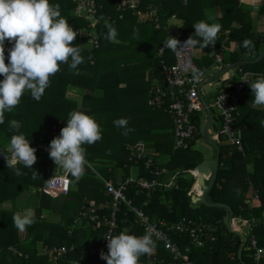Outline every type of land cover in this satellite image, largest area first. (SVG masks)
I'll return each instance as SVG.
<instances>
[{
	"label": "trees",
	"instance_id": "obj_1",
	"mask_svg": "<svg viewBox=\"0 0 264 264\" xmlns=\"http://www.w3.org/2000/svg\"><path fill=\"white\" fill-rule=\"evenodd\" d=\"M93 1L98 9L96 15L83 19L73 13L75 0H0V264H51L44 249L62 245L67 249L73 246L74 250L60 264L77 261L105 264L98 257L84 255L83 251L87 244L103 242L106 224L81 222L88 238L83 245L84 231L77 232L75 221L86 201L100 206L109 200L102 181L116 182L118 170L123 173L122 179L129 175L132 164L127 163L124 146L138 141L151 145L153 157L150 156L168 174L179 172L180 176L177 189L164 191L157 187L149 198L129 190L128 196L134 198L135 204L142 206L151 218L168 223L192 220L214 230L205 232L201 238L204 247H190L192 263L255 264L247 245L238 258L241 241L235 233L239 231L233 227V232L227 230L223 222L226 211L203 204L193 209L192 197L187 195L190 190L187 182L192 177L186 171L203 162L201 157L198 158L200 154L192 150L196 136H201V116H192L196 131L189 149L174 150L168 115L162 110H152L145 93L129 90L130 84L139 81L140 77L143 80L146 66L153 64V77H159L155 50L164 40L165 31H155L149 23H137V18L127 7V0ZM138 2V10L146 11L151 6L157 8L164 19L175 15L177 27L193 33L196 48L205 54L201 58L203 62H195L197 70L206 72L210 69L223 45L228 50L225 65L250 61L246 55H255L264 46V33L252 31L249 12L240 0ZM116 4L124 11H118ZM208 8L221 11L219 37L212 54L209 49L214 33L206 30L204 24V10ZM259 14L264 19V4L260 5ZM233 23L240 24V28H233ZM34 24L38 28H33ZM87 28H95L99 48L84 47L86 39L78 34V30ZM227 31L229 34L225 35ZM133 50L140 52L134 54ZM165 57L169 64L174 62L171 54L167 53ZM240 70L259 74L256 80L252 75L236 118L242 152L230 151L221 143L220 166L207 200L228 206L234 220L246 221L249 226L255 221L253 234L258 248L264 249V110L261 107L264 102V56L258 63L241 66ZM69 86L82 89L78 100L67 97ZM95 91L101 94L95 95ZM69 131L77 132L76 143L68 142L67 136L60 133ZM39 140L73 145L78 149L82 161L76 169L82 170L83 175L79 178L71 176V189L66 198L53 200L41 192L50 160L55 158L37 153L30 155L28 161L10 163V149L18 147L20 142L34 144ZM157 160H163V165ZM137 171L138 177L149 178L142 167ZM26 190H39L40 198L33 217L24 221L30 240L21 243L10 240L11 232L17 226L15 214L13 210H3L2 205L6 202L14 204ZM252 192H256V199L252 198ZM248 199L251 200L250 207L245 203ZM58 208V219L53 223L49 221L50 213ZM127 228L129 225L119 224L113 237V251L125 250L127 253L119 264H155L147 256L148 251L155 252L151 257L164 259L163 264H169V254L151 239L140 246L131 242V236H141L142 231L129 228L124 232ZM174 240L182 250L189 246L186 236ZM37 242L45 246L42 253L35 247ZM258 264H264V261L261 259Z\"/></svg>",
	"mask_w": 264,
	"mask_h": 264
},
{
	"label": "built area",
	"instance_id": "obj_2",
	"mask_svg": "<svg viewBox=\"0 0 264 264\" xmlns=\"http://www.w3.org/2000/svg\"><path fill=\"white\" fill-rule=\"evenodd\" d=\"M126 4L133 16L136 18L143 17V22L149 23L155 31L164 30L166 33L164 40L157 47L159 77L151 83L148 105L152 110H162L170 118L174 150L189 149V143L196 131L192 123V116L195 114L204 115V106L207 105L201 93V87L208 84L207 82L214 83V81L209 80L210 77L230 65H225L223 57L216 55L211 75L208 76L206 72L195 69L196 41L191 31H182L176 26L175 15L164 19L158 10L151 6L146 11H140L138 10V0H127ZM116 7L118 11H124V8L118 4ZM97 11L96 3L93 0H75L73 10L75 16L88 19L96 15ZM78 34L86 39L92 48H99L95 28L78 30ZM228 34L229 32H226V35ZM168 51L172 52L174 62L171 64L166 61L165 57ZM233 71L232 76L228 77L227 73L217 80L226 84L213 94V101L210 104V108H214L217 112L216 121L218 122L214 121L216 130H211L210 138L214 139L217 144L223 142L230 151L242 152V141L236 118L242 103L245 101V90L250 84L252 75L243 73L240 67L233 69ZM20 144L24 147L23 152L27 155L40 153L61 159L60 164H67L64 175L47 178L41 189L42 193L52 199L66 198L71 189V176L78 162L82 161L78 149L73 145L51 144L43 140L34 144L29 142H20ZM124 151L127 163L132 164L131 168L142 167L149 178L138 177V175L131 177L129 175L119 182L102 181L105 194L109 200L100 206L86 201L78 214L77 222H85L87 225L103 222L106 224L107 231L101 244L87 246L83 254L98 257L105 264H119L127 256V253L125 250L113 251V237L119 228V224H123L129 225L131 231L132 229L142 231L141 236H131V242L140 246L146 240L151 239L160 249L169 254V264H194L189 259L190 247H204L205 242L201 238L205 232H213L214 230L192 220L182 219L178 223H168L162 219L151 218L145 214L142 206L135 204L134 198L128 196L129 190H135L136 195L144 194L149 198L151 192L157 187L164 191L172 188L177 189L180 173L168 174L166 169L155 163L147 153L145 142L126 143ZM16 161L15 155H12L10 162ZM87 166L92 170L91 166ZM186 172L194 180L198 179L199 173L196 168ZM69 173L71 174L70 177L68 176ZM203 180L207 182L209 177L203 178ZM201 194L200 186L194 185V188L187 195L200 197ZM251 196L256 199V192H252ZM146 203V201L143 203V207L146 206ZM245 203L250 207L251 200L248 199ZM254 225L255 221H253L252 226L248 225L245 237L247 250L253 253L252 258L255 264H258L262 257L253 234ZM129 228L125 229L124 232H128ZM68 234H71V230L68 231ZM183 236L187 237L189 244L184 250L174 240ZM211 241H214V238H211ZM73 250V246L67 249L62 245L45 248L43 253L47 255L51 264H60ZM154 253L148 251L147 256L153 263L163 264L164 259L150 256ZM72 264H82V262L77 261Z\"/></svg>",
	"mask_w": 264,
	"mask_h": 264
},
{
	"label": "crops",
	"instance_id": "obj_3",
	"mask_svg": "<svg viewBox=\"0 0 264 264\" xmlns=\"http://www.w3.org/2000/svg\"><path fill=\"white\" fill-rule=\"evenodd\" d=\"M240 2L242 4V6L244 7V9L249 12L250 24H251L252 31L264 33V19H263V16H261L259 14L260 5L264 4V0H240ZM220 18H221V11L218 8H208V9L204 10V24H205L206 30H208L209 32L214 33L213 37H212V46L209 49V53L210 54L213 53L214 46L216 44V40L219 37V34L217 33V31H218V19H220ZM143 20H144L143 17L137 18L136 22L139 23V24L140 23H146V22H143ZM175 23H176V26H178L176 21H175ZM232 27L235 28V29H238V28H240V24L233 23ZM225 35H226V33H225ZM113 41L118 43V41H116V40H113ZM156 50H157V47H156ZM263 50H264V46H262V49H261V51L259 53L255 54V55H252V56L251 55H246V57L250 58V61H254V63H258L261 60V59L258 60V57L262 53ZM133 51H134V54L138 52V50H133ZM167 53L171 54V56H172V52L171 51H168ZM227 54H228L227 47L223 45L221 47V49H220V52L217 55H221L223 57V59H225L227 57ZM203 56H205L203 51L200 48H196V59H195V62H203V61H201V58ZM155 58L157 59V52L155 53ZM172 60H173V57H172ZM154 67L155 66L153 64H151L148 68L146 66L145 67L146 70H144L143 77H142L143 80L140 77L139 81H137V82H135L133 84H130L131 87H130L129 90L130 91L132 90V93L134 91L138 92V93L139 92L140 93H145L146 97L148 98L149 89H150L151 83L154 82L155 80H157V78H158V77H153L154 76V70H155ZM210 69H211V67H210ZM206 73H207V70H206ZM248 73L253 75L254 80H256L258 78V76H259V74H254V73H251V72H248ZM233 74H234L233 70L232 71H228V77L232 76ZM212 84L213 83H208V84H206V86H210ZM217 84H218V86H216V87L219 89L220 87H222L226 83L219 81V83H217ZM82 92H83L82 89L77 87V86H69V88L67 90V97L69 99H71V100H78L81 97ZM100 94H101L100 92L95 91V95H100ZM207 106H208L209 110H211L210 104L207 103ZM261 107L264 110V102L262 103ZM200 120H201V127H200V132H201L203 124H204V127L206 125V116H205V114L201 116ZM213 126H215L214 117H213V115H212V113L210 111V126H209V129H208L209 137L211 135V130L213 131ZM204 127H203V129H204ZM203 140H204V137H203ZM138 142H140V141H138ZM141 142H143V141H141ZM204 142L206 143V141H204ZM195 145H196V142H195L194 146L192 147L193 151L194 150L197 151L195 149ZM206 145L208 147H210L207 143H206ZM217 145H218V149H219V146L221 145V143L217 144ZM146 149H147V153L153 157V150L151 149V145L146 143ZM23 151H24V147H22L21 144L18 147H16V148L10 149V154H9L10 157L12 155H15V157L17 159L16 162H10V163L11 164H15L17 162H24V161H28L29 159H31L30 155L25 154ZM198 153L201 154V159L200 160H202V161L208 160V159H213L214 155H215L214 150H212V154H211L212 156L211 157H207V156L203 155V153H201L199 151H198ZM60 162H61V160H58L57 158L51 159L50 160V164L48 166V169L49 168H53L54 170H56L58 168V166L60 165ZM157 162L159 164H161V165H163V163H164L163 160H157ZM132 169L133 168H131L130 171ZM136 170H138V169L136 168ZM130 171H129V173H130ZM122 174L123 173H121L120 170L117 171V173H116V182H119L122 179ZM136 175H138V171H137ZM98 178H100V177L98 176ZM39 198H40V191L39 190H26V191H23V193L20 195V197L17 199V201L14 204H12L11 202H6L5 204L2 205V209L3 210H13V212L15 214V222H16L17 226H15V224H14L15 229L12 230V232H11L12 235H11V239L10 240H18L21 243H24V241L26 239H27V241L30 240V239L27 238V230L24 229L25 228L24 221L33 217V214H34L33 212H34V209L37 208V206H38ZM192 198H193V196H192ZM192 204H194L192 206V208L195 209V208H198L200 206L199 204H201V203H193L192 202ZM53 208H56V207L53 205ZM50 214H51V216L49 218V221H51L53 223L56 222L57 219H58L59 208L55 212H51ZM227 217H228V212L226 211V217L223 220V222L225 224H226V221H227ZM248 225L249 224L246 221L234 220L232 218L231 227H233L234 229L238 230L239 233L241 235H243V236H246ZM75 228H76V230H77V232L79 234H81L86 229V227L83 226L82 223H80V224L76 223L75 224ZM71 232H72V229H71ZM84 235L85 236L83 237V239H81V242L83 243V245L86 244V241L88 240L86 231H84ZM45 237L47 238V233H46ZM91 242H93V241H90V243ZM87 246H88V244L86 245V247ZM35 247L37 248L39 253H40V251L42 253L43 249L45 248V246L43 245L42 242H37ZM260 251H261V257H262V259L264 261V249H260Z\"/></svg>",
	"mask_w": 264,
	"mask_h": 264
},
{
	"label": "water",
	"instance_id": "obj_4",
	"mask_svg": "<svg viewBox=\"0 0 264 264\" xmlns=\"http://www.w3.org/2000/svg\"><path fill=\"white\" fill-rule=\"evenodd\" d=\"M264 56V50L262 51V53L259 55L258 60H260L262 57ZM254 63V61H247V62H239L236 65H230L224 69H222L221 71L215 73L212 77H210L209 80H212L214 82H216L217 80H219L222 76H224L225 74L228 73V71L233 70L235 68L241 67V66H245L247 64H252ZM210 83V82H207ZM205 110H204V114L206 116V125L203 129V137L204 140L206 141V143L213 148L215 155L213 159H208V160H204L203 162H201L197 167V172L200 175H206L208 174L209 180L207 182H204L203 177L200 176L198 177V182H199V186L200 189L202 191V194L200 197H193L192 198V202L193 203H201L207 207H216V208H222L225 209L228 212V217H227V221H226V228L229 232H233L231 229V221H232V217H233V213L231 211V209L224 205V204H220V203H209L207 200V195L210 192V190L213 188L215 181H216V177H217V173L219 170V166H220V161H219V149H218V145L216 143L215 140L211 139L208 135V129L210 126V110L208 108V106L205 104L204 106ZM216 130V127L213 126V131ZM67 168V164H60L58 166V168L56 170H54L53 168H49L48 172H47V178L49 177H53V176H62L65 174ZM68 176L70 177L71 174L69 173ZM235 235H237L240 238L241 241V245L239 247L237 256L238 258L241 257L242 251L246 246V237L241 235L240 233H235Z\"/></svg>",
	"mask_w": 264,
	"mask_h": 264
},
{
	"label": "rangeland",
	"instance_id": "obj_5",
	"mask_svg": "<svg viewBox=\"0 0 264 264\" xmlns=\"http://www.w3.org/2000/svg\"><path fill=\"white\" fill-rule=\"evenodd\" d=\"M33 28H38V26H37V24H34L33 25ZM84 34V33H83ZM84 47H86L87 49L89 48L90 49V47H91V45H90V43L89 42H87L86 40H85V42H84ZM92 48V47H91ZM157 52V50H155V53ZM207 74H208V76L209 75H211L212 74V66H211V69H208L207 70ZM217 83H219V81H216V82H214L212 85H210V86H206V85H203L202 87H201V93L203 94V96H204V99H205V101L208 103V104H211L212 103V101H213V94L218 90V88L216 87V86H218V84ZM212 95V96H211ZM141 99H144V98H141ZM211 113H212V115H213V117H214V121L216 122V123H218L217 121H216V116H217V112H216V110L214 109V108H212L211 107ZM203 127H204V124H203ZM203 127H202V129H201V136H196V145H195V149L197 150V151H193V152H195L196 154L198 153V151L199 152H201V153H203V155H205V156H207V157H211L212 155V148L211 147H208L207 145H206V143L204 142L205 140H203V136H202V133H203ZM62 135H66L67 136V138L69 139V141L68 142H71V143H73V142H75L76 143V140H77V132H71V131H69V133H65V132H60ZM192 152V158L194 159V157H195V153H193ZM198 154H200V153H198ZM197 154V155H198ZM201 155V154H200ZM200 155H198V158L199 157H201ZM198 159H196V161H197ZM89 165V164H88ZM90 166V165H89ZM198 166V165H197ZM136 173H137V170H136V168L135 167H133V169L130 171V176L131 177H134V176H136ZM83 175V172H82V170H78V169H76L74 172H73V174H72V177L73 178H79V177H81ZM122 176H123V174H122ZM129 176V175H128ZM127 176V177H128ZM188 176V175H187ZM189 177V176H188ZM191 179V181H188L187 183H190V190L191 189H193L194 188V185L196 186V185H199V182H198V180L196 179V180H194V179H192V178H190ZM76 223H79V222H77V221H75ZM80 224V223H79ZM263 260V259H262Z\"/></svg>",
	"mask_w": 264,
	"mask_h": 264
},
{
	"label": "bare ground",
	"instance_id": "obj_6",
	"mask_svg": "<svg viewBox=\"0 0 264 264\" xmlns=\"http://www.w3.org/2000/svg\"><path fill=\"white\" fill-rule=\"evenodd\" d=\"M200 176H201V175L199 174L198 177H200ZM202 177L206 179V178H208V174H206V175H204V176H202Z\"/></svg>",
	"mask_w": 264,
	"mask_h": 264
}]
</instances>
